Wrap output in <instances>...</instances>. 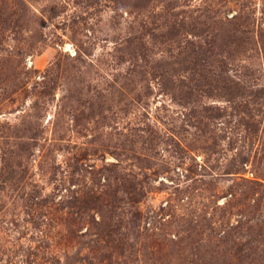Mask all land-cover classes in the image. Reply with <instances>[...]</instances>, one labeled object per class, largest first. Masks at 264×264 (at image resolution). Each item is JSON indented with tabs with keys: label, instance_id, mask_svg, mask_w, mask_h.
Returning a JSON list of instances; mask_svg holds the SVG:
<instances>
[{
	"label": "rangeland",
	"instance_id": "1",
	"mask_svg": "<svg viewBox=\"0 0 264 264\" xmlns=\"http://www.w3.org/2000/svg\"><path fill=\"white\" fill-rule=\"evenodd\" d=\"M0 264H264V0H0Z\"/></svg>",
	"mask_w": 264,
	"mask_h": 264
},
{
	"label": "built area",
	"instance_id": "2",
	"mask_svg": "<svg viewBox=\"0 0 264 264\" xmlns=\"http://www.w3.org/2000/svg\"><path fill=\"white\" fill-rule=\"evenodd\" d=\"M68 51L70 52V54H74V51H72L71 48H69Z\"/></svg>",
	"mask_w": 264,
	"mask_h": 264
}]
</instances>
